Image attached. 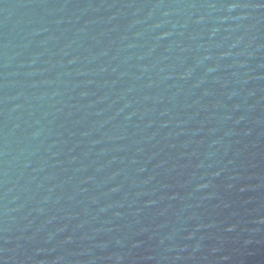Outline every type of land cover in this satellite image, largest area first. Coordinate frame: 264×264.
I'll use <instances>...</instances> for the list:
<instances>
[{
  "label": "water",
  "instance_id": "obj_1",
  "mask_svg": "<svg viewBox=\"0 0 264 264\" xmlns=\"http://www.w3.org/2000/svg\"><path fill=\"white\" fill-rule=\"evenodd\" d=\"M0 264H264V0H0Z\"/></svg>",
  "mask_w": 264,
  "mask_h": 264
}]
</instances>
